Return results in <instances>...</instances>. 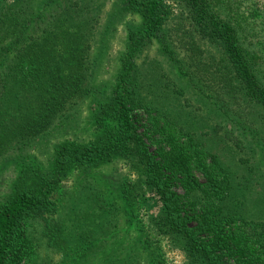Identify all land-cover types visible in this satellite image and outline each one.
<instances>
[{
	"label": "trees",
	"instance_id": "1",
	"mask_svg": "<svg viewBox=\"0 0 264 264\" xmlns=\"http://www.w3.org/2000/svg\"><path fill=\"white\" fill-rule=\"evenodd\" d=\"M60 1L39 7L35 0H0V162L88 93L82 27L89 18L83 0ZM176 1L182 8L169 25V41L180 42V66L198 89L201 111L183 108L182 123L163 131L169 149H150L138 109L153 106L139 93L134 53L173 12L167 0H123L143 23L130 30L118 79L97 111L99 134L56 144L50 172L23 169L0 205V264H18L36 244L30 233L24 236L30 225L49 245L66 249L68 223L51 199L55 185L74 166L119 158L160 201L150 224L173 238L188 264H264V0ZM207 112L208 125L185 118ZM106 119L114 125L104 126ZM140 188L139 181L129 182L125 197L136 200ZM84 232L83 240L95 233ZM150 254L149 264H166L160 253Z\"/></svg>",
	"mask_w": 264,
	"mask_h": 264
},
{
	"label": "rangeland",
	"instance_id": "2",
	"mask_svg": "<svg viewBox=\"0 0 264 264\" xmlns=\"http://www.w3.org/2000/svg\"><path fill=\"white\" fill-rule=\"evenodd\" d=\"M44 1L35 0L39 7ZM167 2L173 12L171 19L157 36L134 53L139 93L153 106L148 111L138 109L142 123L140 130L145 131L152 151L163 146L169 149L163 131L174 122L182 123L183 108L192 110L193 115L201 111L196 108L198 89L180 66V42L169 41L172 32L169 25L180 18L182 5L176 0ZM82 3L81 11L89 18L82 27L88 43L85 57L88 93L70 103L47 130L31 136L26 145L16 144L9 152L11 159L0 162V205L12 194L23 169L53 170L56 144L66 140L91 141L99 134L97 111L108 101L118 79L122 57L129 49V32L140 30L143 18L126 8L123 0H83ZM48 6L51 7L50 4L41 7L42 11ZM215 50L218 51L212 52ZM180 86L185 91L182 95ZM211 114L201 113L196 119L193 116L185 118L208 125ZM106 125H114V121L106 119ZM136 180L142 188L138 190L136 200L129 201L123 187ZM51 199L57 206V215L68 223L66 249L49 245L39 229L30 225L25 231V239L30 233L37 242L31 244V250L26 249L18 264H149L152 251L160 253L166 264H188L186 252L174 243L173 238L151 226L161 203L145 189V182L137 170L124 159L92 167H72L55 185ZM82 211H88V214L84 217ZM89 230L95 233L83 240L79 232Z\"/></svg>",
	"mask_w": 264,
	"mask_h": 264
}]
</instances>
